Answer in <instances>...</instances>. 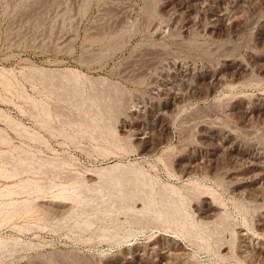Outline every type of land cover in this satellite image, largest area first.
Listing matches in <instances>:
<instances>
[{
  "label": "rangeland",
  "instance_id": "374dc122",
  "mask_svg": "<svg viewBox=\"0 0 264 264\" xmlns=\"http://www.w3.org/2000/svg\"><path fill=\"white\" fill-rule=\"evenodd\" d=\"M170 1L0 0V264H264V180L243 184L256 170L224 143L264 161V0Z\"/></svg>",
  "mask_w": 264,
  "mask_h": 264
},
{
  "label": "bare ground",
  "instance_id": "6f19581e",
  "mask_svg": "<svg viewBox=\"0 0 264 264\" xmlns=\"http://www.w3.org/2000/svg\"><path fill=\"white\" fill-rule=\"evenodd\" d=\"M170 1V0H169ZM177 1V0H176ZM188 1H190V0H185V1H180L179 0V2H176V4H175V2H174V8L175 9H182V8H184V11H186L188 8L187 7H189L188 6ZM203 1V0H202ZM245 1H247V0H245ZM171 2V1H170ZM193 3V2H192ZM203 3V2H202ZM208 3V2H207ZM206 3V5H208ZM167 4V3H166ZM191 4V3H190ZM199 4V3H198ZM172 5V4H171ZM167 6V5H166ZM193 6V5H192ZM224 7V6H223ZM170 8V7H169ZM191 8V7H190ZM215 8V7H214ZM226 8V7H225ZM150 9V8H149ZM216 9V8H215ZM154 10V9H153ZM169 10H171V9H169ZM174 11V10H173ZM211 12H213L212 10H210ZM150 12V11H149ZM208 12V11H207ZM146 13V12H145ZM173 13V12H172ZM177 14V13H176ZM179 14V13H178ZM227 14V13H226ZM226 14H225V12H220L219 10L218 11H215V12H213V17L211 18V19H209L210 20V22H209V24H210V27L212 28V29H216V28H220L221 27V25L222 24H224V26H225V23L224 22H226V19H227V17H226ZM187 15V14H186ZM171 16V15H170ZM174 16H175V13H174ZM173 16V17H174ZM177 16V15H176ZM175 16V17H176ZM194 16V15H193ZM227 16H228V14H227ZM230 16V15H229ZM189 17V16H188ZM233 17V16H232ZM228 18H230V17H228ZM187 19V18H186ZM188 19H190V17L188 18ZM194 19V18H193ZM233 18H230V20H232ZM164 20V19H163ZM176 20H177V18H176ZM165 21V20H164ZM168 21V20H167ZM166 21V22H167ZM182 21H183V19H182ZM184 22V21H183ZM192 22V21H191ZM170 23V22H169ZM194 22H192L191 24H193ZM231 23V22H230ZM159 24V23H158ZM189 26V25H188ZM223 26V29L225 28ZM209 27V28H210ZM226 29V28H225ZM224 29V30H225ZM156 30V29H155ZM161 31V30H160ZM159 31V32H160ZM164 31V30H163ZM213 31H215V30H213ZM232 31V30H231ZM158 32V31H157ZM211 32V31H210ZM217 32V31H216ZM215 33V32H214ZM113 41V40H112ZM114 44V43H113ZM165 49V48H164ZM146 51H148V50H146ZM220 51V50H219ZM157 53V52H156ZM143 54V53H142ZM259 54V53H258ZM153 55V54H152ZM160 55V54H159ZM164 55V54H163ZM264 57V56H263ZM242 58V57H241ZM143 59V58H142ZM158 59V58H157ZM160 59V58H159ZM237 58H235V60H236ZM243 59V58H242ZM144 60V59H143ZM232 60V59H231ZM233 61V62H231L230 63V66H231V68H236L237 70H238V68H240L241 70L242 69H246L247 68V64L246 63H244L243 61H241V60H239V61ZM249 60V59H248ZM142 61V60H141ZM252 61H254L253 59H252ZM247 62V61H246ZM153 63H154V61H153ZM171 63V62H170ZM225 63V62H224ZM252 64V63H251ZM149 65V64H148ZM163 65H165V64H163ZM173 65V64H172ZM179 65V64H178ZM181 65H183V64H181ZM180 65V66H181ZM195 65V64H194ZM224 65V64H223ZM254 65V64H253ZM130 66V65H129ZM166 66V65H165ZM257 66V65H256ZM259 69L260 70H264V63H259ZM172 67V66H171ZM183 67V66H182ZM226 67V66H225ZM180 68V67H179ZM227 68V67H226ZM140 69V68H139ZM175 69V68H174ZM178 69V68H177ZM201 69V68H200ZM203 69V68H202ZM257 69V68H256ZM126 70V69H125ZM185 70V69H184ZM183 70V71H184ZM212 70V69H211ZM222 70V69H221ZM220 70V71H221ZM230 70V69H229ZM234 70V69H233ZM172 71H175V70H172ZM172 71L170 72V73H172ZM187 71H188V69H187ZM208 71H209V69H208ZM208 71L207 72H205V76L206 77H210V80L209 81H211V82H215V81H219L220 80V78L219 77H217L216 76V74L215 73H212V74H208ZM216 71V70H215ZM246 71H248V70H246ZM251 71V70H250ZM232 72V71H231ZM236 72V71H235ZM149 73V72H148ZM175 73V72H174ZM186 73V72H185ZM189 73V72H188ZM192 73H194V71L192 72ZM196 73H198V72H196ZM200 73H201V71H200ZM243 73V72H242ZM179 74V73H178ZM238 74V73H237ZM144 75V74H143ZM175 75V74H174ZM233 75V74H232ZM193 76V75H192ZM199 76V75H198ZM240 76H242V75H240ZM251 76V75H250ZM262 76V75H261ZM171 77H172V75H171ZM191 77V76H190ZM189 77V78H190ZM258 77V76H257ZM174 78V77H173ZM180 78V77H179ZM183 78V77H182ZM204 78V77H203ZM225 78V77H224ZM247 78V77H246ZM158 79V78H157ZM198 79V78H197ZM226 79V78H225ZM245 79V78H244ZM244 79H242V81L244 80ZM248 79V78H247ZM250 79V78H249ZM199 80V79H198ZM201 80V79H200ZM227 80V79H226ZM263 80V79H262ZM176 81V80H175ZM181 81H182V79H181ZM195 81V80H194ZM206 81V80H205ZM254 81V80H253ZM171 82V81H170ZM179 82V81H178ZM233 82V81H232ZM241 82V81H240ZM246 82V81H245ZM255 82V81H254ZM173 83V82H172ZM184 83V82H183ZM192 83V82H191ZM197 83V82H196ZM218 83V82H217ZM216 83V84H217ZM220 83V82H219ZM215 84V85H216ZM223 84V83H222ZM155 85V84H154ZM176 85V84H175ZM185 87H193V84L192 85H190V83L189 82H185ZM215 85H214V87H215ZM159 86V85H158ZM166 86V85H165ZM203 86V85H202ZM201 86V87H202ZM205 86V85H204ZM220 86V85H219ZM167 87V86H166ZM174 87V86H173ZM176 87V86H175ZM210 87V86H209ZM213 88V87H212ZM217 88V87H216ZM192 89V88H191ZM211 89V88H210ZM167 90H168V88H167ZM176 90H178V88L176 89ZM181 90V89H180ZM264 90V89H263ZM150 91H153V90H150ZM174 91V90H173ZM164 92V91H163ZM261 92V91H260ZM194 93V92H193ZM198 93V92H197ZM205 93V92H204ZM173 94V93H172ZM210 94V93H209ZM201 95V94H200ZM175 96V95H174ZM181 96V95H180ZM202 96V95H201ZM205 96V95H204ZM256 96H257V93H256ZM262 96V95H261ZM172 97V96H171ZM194 97V96H193ZM181 98V97H180ZM179 98V99H180ZM239 98V97H238ZM246 98V97H245ZM254 98V97H253ZM241 99V98H240ZM239 99V100H240ZM261 99V98H260ZM148 100V99H147ZM177 100V99H176ZM219 100V99H218ZM264 100V99H263ZM181 101V100H180ZM258 101V100H257ZM135 102V101H134ZM244 102V101H243ZM253 102H254V100H253ZM259 102V101H258ZM125 103V102H124ZM170 103V102H169ZM172 103V102H171ZM252 103V102H251ZM250 103V104H251ZM161 104V103H160ZM164 104V103H163ZM173 104V103H172ZM238 104L239 105H237L236 104V106H241V108H242V110H243V112H245V113H249L250 111L252 112L254 109H258L260 106H257V105H255L253 108H250V109H248V108H245V106H244V104H242V101H239L238 102ZM261 104V103H260ZM176 105V104H175ZM254 105V104H253ZM140 107V106H139ZM232 107L234 108V105H232ZM231 107V108H232ZM157 108V107H156ZM161 108V107H160ZM159 108V109H160ZM171 108V107H170ZM177 108V107H176ZM230 108V109H231ZM165 109V108H164ZM218 109V108H217ZM224 109V108H223ZM137 110V109H136ZM158 110V109H157ZM162 110V109H161ZM170 110V109H169ZM151 111V110H150ZM232 111V110H231ZM241 111V110H240ZM138 112V111H137ZM236 112V111H235ZM155 113V112H154ZM153 113V114H154ZM157 113V112H156ZM170 113V112H169ZM150 114V113H149ZM160 114V113H159ZM242 114V113H241ZM240 114V115H241ZM255 114V113H254ZM152 115V114H151ZM216 115V114H215ZM150 116V115H149ZM155 116V115H154ZM204 116H206V115H204ZM238 116V115H237ZM254 116V115H253ZM262 116H264V115H262ZM261 116V117H262ZM138 117H140V116H138ZM131 118V117H130ZM146 118V117H145ZM155 118V117H154ZM162 119H164V118H162ZM139 120V119H138ZM146 120V119H145ZM148 120V119H147ZM246 120V119H245ZM229 121V120H228ZM155 122V121H154ZM164 122V121H163ZM142 123V122H141ZM146 123V122H145ZM213 124H216V123H213ZM130 125V124H129ZM199 125V124H198ZM207 126V125H206ZM153 127V126H152ZM167 127V126H166ZM221 127V126H220ZM142 128V127H141ZM145 128V127H144ZM219 128V127H218ZM154 129V128H153ZM158 129V128H157ZM163 129V128H162ZM224 129V128H223ZM227 129V128H226ZM150 130H152V129H150ZM161 130V129H160ZM185 130V129H184ZM143 131V130H142ZM219 130L216 128H210V129H206V128H203L201 131H200V135L202 136V137H210V135L211 134H214L213 136H217V132H218ZM230 131V130H229ZM141 132V131H140ZM225 132V131H224ZM249 132V131H248ZM146 131L145 132H143V133H141L142 134V136H140L139 135V137H141V138H145L146 136ZM182 133V132H181ZM253 133V132H252ZM222 133L221 132H219V138H220V135H221ZM230 134V133H229ZM232 134V133H231ZM224 135H226V139H225V142L224 143H226L227 144V150L230 152V153H236V154H238V155H240V156H246L248 159H247V163H245V169H247V168H251V169H255L256 170V172H255V175H253L252 177H251V175H250V177H251V179L250 180H245V181H241L243 184L244 183H246V185H255L260 179H263L264 180V161H261L260 160V157H257V156H255V155H253V153H252V149H251V147H245V146H243V145H241V143L238 141H236L237 139H234V138H236V137H234V138H231V136H227L228 135V133H226V134H224ZM137 136V135H136ZM150 136V135H149ZM211 137H212V135H211ZM214 138V137H213ZM219 138H214V140H215V142L216 143H218L217 141H218V139ZM140 140V139H139ZM204 140V139H203ZM202 139H201V141H203ZM211 140V139H210ZM220 140V139H219ZM243 140V139H242ZM199 141H200V138H199ZM200 141V142H201ZM243 141H245V140H243ZM258 141V140H257ZM209 142V141H208ZM253 142V141H252ZM210 143V142H209ZM212 143V142H211ZM210 143V144H211ZM214 143V142H213ZM215 143V145H218V144H216ZM256 143V142H255ZM151 144V143H150ZM200 144V143H199ZM201 144H205V143H201ZM250 144V143H249ZM259 144V143H258ZM149 145V144H148ZM212 145V144H211ZM211 145H209L208 144V149L210 148V146ZM252 145H253V143H252ZM261 145V144H260ZM198 146H200V145H198ZM226 146V145H225ZM257 146V145H256ZM255 146V147H256ZM263 146H264V144H263ZM126 147V146H125ZM202 147V146H201ZM219 147V146H218ZM253 147V146H252ZM203 148H205V147H203ZM211 148H212V146H211ZM223 148V147H222ZM221 148V149H222ZM254 148V147H253ZM260 148V147H259ZM193 149V148H192ZM207 149V150H208ZM199 150V149H198ZM201 150V149H200ZM206 150V151H207ZM222 150H224V149H222ZM225 150H226V148H225ZM259 150V149H258ZM251 151V152H250ZM212 152V151H211ZM228 152V153H229ZM259 152V151H258ZM188 153V152H187ZM194 153V152H193ZM207 153V152H206ZM213 153V152H212ZM195 154V153H194ZM205 154V153H204ZM219 154V153H218ZM186 155V154H185ZM216 155V154H215ZM260 155V154H259ZM190 156V155H189ZM209 156V155H208ZM228 156V155H227ZM202 157V156H201ZM193 158V157H192ZM199 158V157H198ZM227 158V157H226ZM189 159V158H188ZM191 159V158H190ZM196 159V158H195ZM218 159V158H217ZM262 159V158H261ZM238 161H239V159H237ZM263 160V159H262ZM195 161V160H194ZM201 161V160H200ZM205 161V160H204ZM209 161V160H208ZM235 161V160H234ZM198 162V161H197ZM241 162V161H240ZM183 163V162H182ZM195 163V162H194ZM237 163V162H236ZM238 164V163H237ZM131 165V164H130ZM207 165V164H206ZM121 166V165H120ZM124 166V165H123ZM181 166V165H180ZM197 166H199L198 164H197ZM214 166V165H213ZM118 167H119V165H117V164H115V165H112L110 168H115V169H118ZM187 167H190V165L189 164H187ZM240 168H241V166H240ZM126 169L127 168H125V167H122L121 168V171L119 170V173H113V175H112V179L111 180H117V181H119L120 179H121V177H122V173L123 172H125L126 171ZM213 169H214V167H213ZM230 169V168H229ZM183 172H188L186 169H184L183 168ZM235 170V169H234ZM233 170V171H234ZM238 170V169H237ZM227 171V170H226ZM225 171V172H226ZM230 171V170H229ZM242 171V170H241ZM127 172V171H126ZM222 172H224V171H222ZM254 172V171H253ZM252 172V173H253ZM111 173V172H110ZM128 173H129V171H128ZM227 173V172H226ZM252 173H250V174H252ZM125 174V173H124ZM136 174V173H135ZM140 174V173H139ZM234 174V173H233ZM238 174V173H237ZM245 174V173H244ZM110 175V176H111ZM138 175V174H137ZM231 175V174H230ZM247 175V174H246ZM126 176V175H125ZM132 176V175H131ZM136 177V176H135ZM179 177V176H178ZM248 177V176H247ZM132 178V177H131ZM140 178V177H139ZM142 178V177H141ZM134 179V178H133ZM248 179V178H247ZM109 180V179H108ZM141 180V179H140ZM147 180V179H146ZM244 180V179H243ZM110 181V180H109ZM129 181V180H128ZM131 181V180H130ZM231 181V180H230ZM135 182V181H134ZM133 182V183H134ZM228 182V181H227ZM233 182H235V181H233ZM232 182V183H233ZM118 183V182H117ZM231 183V184H232ZM137 184H139V183H137ZM264 184V183H263ZM262 184V185H263ZM140 185V184H139ZM264 186V185H263ZM128 187V186H127ZM129 188V187H128ZM127 188V189H128ZM239 189V188H238ZM260 189V188H259ZM137 190V189H136ZM235 190V189H234ZM258 190V187H256V186H254V193H257V192H261V191H257ZM135 191V190H134ZM139 191V190H138ZM175 191V190H174ZM264 191V190H263ZM209 192V191H208ZM249 192V191H248ZM264 193V192H263ZM137 194V193H136ZM174 194V193H173ZM248 194V193H247ZM128 195V194H127ZM261 195H263V194H261ZM121 196V195H120ZM145 196H147L146 194H145ZM149 197V196H148ZM209 197H210V195H209ZM257 197V196H256ZM262 197H264V196H262ZM252 198V197H251ZM177 199V198H176ZM215 199V198H214ZM120 200V199H119ZM139 200V199H138ZM153 200V199H152ZM186 200V199H185ZM213 200V199H212ZM258 200H260V199H258ZM144 202V201H143ZM151 202V201H150ZM149 202V203H150ZM169 202V201H168ZM172 202V201H171ZM174 202V201H173ZM69 203V202H68ZM114 203V202H113ZM141 203V202H140ZM175 203V202H174ZM179 203V202H178ZM216 203V202H215ZM213 201H211V200H209V198H208V196L206 197V195L205 196H203L202 198H201V201H200V205L197 207L198 209H199V211H200V213L201 214H203L204 215V217H205V219H207V218H214L215 216H216V218H217V216L218 217H220L219 215H218V213H219V209H221L222 210V208H219V202L218 203H216L215 204ZM262 203V202H261ZM51 204V203H50ZM61 204V203H60ZM128 204V203H127ZM131 204V203H130ZM218 204V205H217ZM56 205V204H55ZM121 205V204H120ZM129 205V204H128ZM132 205V204H131ZM144 205V204H143ZM146 205V204H145ZM177 205V204H176ZM180 205V204H179ZM178 205V207L180 208V206ZM223 205V204H222ZM263 205V204H262ZM262 205H260V206H262ZM61 206V205H60ZM62 206H64V205H62ZM141 206V205H140ZM153 206V205H152ZM155 206V205H154ZM172 206H173V204H172ZM57 207V206H56ZM139 207V206H138ZM158 207H159V205H158ZM116 208V207H115ZM156 208V207H155ZM169 208V207H168ZM262 208V207H261ZM264 208V207H263ZM138 209V208H137ZM146 209V208H145ZM147 209H149V208H147ZM153 209V208H152ZM157 209V208H156ZM175 209V208H174ZM258 209V208H257ZM142 210V209H141ZM155 210V209H154ZM173 210V209H172ZM172 210H171V212H172ZM224 210V209H223ZM222 210V211H223ZM262 210V209H261ZM149 211V210H148ZM162 211V210H161ZM177 211V210H176ZM143 212H145V210L143 211ZM152 212V211H151ZM254 212H255V210H254ZM253 212V213H254ZM71 213V212H70ZM147 213V212H146ZM222 213V212H221ZM260 213V212H259ZM151 214H153V213H151ZM155 214V213H154ZM227 214V213H226ZM258 214V213H257ZM143 215H145V214H143ZM156 215H158L159 216V214H155V216ZM221 215V214H220ZM251 215V214H250ZM169 216V215H168ZM200 216V215H199ZM259 216V218H258V220H257V222L255 223L256 225H257V228H258V230H260V232H261V234L262 233H264V212H262L261 211V213H260V215H258ZM171 217H173V216H171ZM178 217V216H177ZM159 218H160V216H159ZM162 218V217H161ZM179 218V217H178ZM181 218H182V214H181ZM201 218H202V216H201ZM224 218V217H223ZM226 218V217H225ZM255 218H257V217H255ZM172 219V218H171ZM185 219V218H184ZM190 219V218H189ZM204 219V220H205ZM215 219V218H214ZM213 219V220H214ZM218 219V218H217ZM222 219V218H221ZM249 219V218H248ZM134 220V219H133ZM158 220V219H157ZM173 220V219H172ZM182 220V219H181ZM208 220V219H207ZM212 220V221H213ZM225 220V219H224ZM255 220V219H254ZM190 221V220H189ZM215 221V220H214ZM221 221V220H220ZM209 222V221H208ZM87 223V222H86ZM183 223V222H182ZM189 223V222H188ZM251 223V222H250ZM175 224V223H174ZM191 224V223H190ZM203 224V223H202ZM163 225V224H162ZM183 225V224H182ZM217 225V224H216ZM209 226V225H208ZM238 226V225H237ZM246 226V225H245ZM252 226V225H251ZM177 227V226H176ZM233 227H235V226H233ZM256 227V226H255ZM185 228V227H184ZM198 228V227H197ZM251 228V227H250ZM199 229V228H198ZM209 229V228H208ZM210 229H212V228H210ZM252 229V228H251ZM234 230V229H233ZM246 230V229H245ZM244 230V227L242 228L241 227V225L240 226H238L237 227V235H239L238 237H239V240L241 241V243H243V247H250L251 246V242H252V237L246 232ZM254 230V229H253ZM181 231V230H180ZM183 231V230H182ZM185 231L187 232V228L185 229ZM184 231V232H185ZM191 231V230H190ZM252 231V230H251ZM186 232H185V234H186ZM202 232V231H201ZM208 232V231H207ZM210 232V231H209ZM188 234H190L189 232H188ZM187 234V235H188ZM193 234V233H192ZM258 234V233H257ZM230 236V235H229ZM233 236V235H232ZM235 237V236H234ZM260 237V236H259ZM160 238V237H159ZM162 238V237H161ZM200 238H202V237H200ZM211 239V238H210ZM217 239V238H216ZM258 239V238H257ZM157 240V239H156ZM175 240H176V238H175ZM188 240V239H187ZM200 240V239H199ZM203 240V239H202ZM228 240V239H227ZM179 241V240H178ZM177 241V242H178ZM189 241V240H188ZM231 241V240H230ZM239 241V242H240ZM158 242V241H157ZM201 242V241H200ZM224 242V241H223ZM162 243V242H161ZM165 243H166V241H165ZM171 243V242H170ZM194 243V242H193ZM199 243V242H198ZM149 244V243H148ZM172 244V243H171ZM201 244V243H200ZM205 244V243H204ZM207 244V243H206ZM223 244V243H222ZM222 244H221V252L222 253H227V251H228V248L229 247H227L228 245H223L222 246ZM230 244V243H229ZM239 244V243H238ZM256 244H257V242H256ZM263 244H264V242H263ZM176 245V244H175ZM207 245H209V244H207ZM233 246H234V244H232ZM231 245V246H232ZM154 246V245H153ZM253 246V245H252ZM145 246H143V248H144ZM147 247V246H146ZM149 247V246H148ZM201 247V246H200ZM203 247H205V246H203ZM256 247H258V248H255L253 251H254V253H257L259 256H261V260L262 261H264V255L262 254L263 253V249L264 248H261L260 247V245L259 246H256ZM153 248V247H152ZM151 248V249H152ZM156 248V247H155ZM167 248V247H166ZM218 248H219V246H218ZM231 248V247H230ZM229 248V249H230ZM245 248H243L242 250H243V252H244V249ZM176 249V248H175ZM174 249V250H175ZM205 249V248H204ZM203 249V250H204ZM236 250H237V248H235ZM133 250V249H132ZM147 250V249H146ZM153 250H154V248H153ZM238 250H239V248H238ZM242 250L240 249V251L242 252ZM248 250V249H247ZM252 250V249H251ZM250 250V251H251ZM137 251H139V250H137ZM145 251V250H144ZM152 251V250H151ZM162 251V250H161ZM171 251V250H170ZM182 251V250H181ZM217 251H218V249H217ZM249 251V250H248ZM167 252V251H166ZM172 252H174L175 253V251H172ZM177 252V251H176ZM183 252V251H182ZM221 252H219V253H221ZM136 253V252H135ZM142 253V252H141ZM160 253V252H159ZM218 253V254H219ZM245 253H247L246 251L244 252V254ZM252 253V252H251ZM253 253V254H254ZM125 254V253H124ZM148 254V253H147ZM168 254V253H167ZM166 254V255H167ZM173 254V253H172ZM176 254V253H175ZM215 254H217V253H215ZM230 254V253H229ZM242 254V253H241ZM244 254H242V255H244ZM248 254V253H247ZM246 254V255H247ZM165 255V254H164ZM168 255H170V253L168 254ZM117 256V255H116ZM137 256V255H136ZM151 256V255H150ZM171 256V255H170ZM174 256H176V255H174ZM179 256V255H178ZM228 256V255H227ZM245 256V255H244ZM255 256H256V254H255ZM131 257V256H130ZM132 257H133V255H132ZM135 257V256H134ZM157 257V256H156ZM165 257V256H164ZM177 257V256H176ZM222 257V256H221ZM233 257V256H232ZM241 257V256H240ZM249 257H250V255H249ZM252 257V256H251ZM149 258V257H148ZM162 258V257H161ZM254 258V257H253ZM257 259H258V257H256ZM127 259H129V258H127ZM156 259V258H155ZM154 259V260H155ZM160 259V258H159ZM169 259H170V257H169ZM230 259V258H229ZM233 259V258H232ZM248 259V258H247ZM138 260H140V259H138ZM153 260V259H152ZM164 260V259H163ZM181 260V259H180ZM234 260H236V259H234ZM242 260V259H241ZM251 260V259H250ZM123 261V260H122ZM174 261H175V259H174ZM256 262H254L253 261V263H257V260H255ZM127 262V261H126ZM168 262H169V260H168ZM182 262V261H181ZM109 263V262H108ZM178 263V262H177ZM183 263H184V261H183ZM182 263V264H183ZM261 263V262H260ZM115 264V263H114ZM135 264V263H134ZM164 264V263H163ZM167 264V263H166ZM172 264V263H171ZM252 264V263H251Z\"/></svg>",
  "mask_w": 264,
  "mask_h": 264
}]
</instances>
